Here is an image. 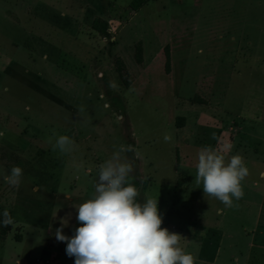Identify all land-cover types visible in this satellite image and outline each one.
Instances as JSON below:
<instances>
[{
	"label": "rangeland",
	"instance_id": "rangeland-1",
	"mask_svg": "<svg viewBox=\"0 0 264 264\" xmlns=\"http://www.w3.org/2000/svg\"><path fill=\"white\" fill-rule=\"evenodd\" d=\"M131 1L0 0V213L13 218L0 264H74L55 231L64 220V235H74L75 206L94 196L99 166L129 144L136 152L121 158L133 164L137 201L158 199L161 227L182 236L196 264H264V229H253L251 208L235 200L226 208L195 179L198 151L229 144L226 159L239 153L249 169L244 193L258 188L264 0H137L128 12ZM91 21L103 25L97 37ZM60 135L74 140L71 153L53 151ZM14 165L23 169L18 187L3 179Z\"/></svg>",
	"mask_w": 264,
	"mask_h": 264
},
{
	"label": "clouds",
	"instance_id": "clouds-1",
	"mask_svg": "<svg viewBox=\"0 0 264 264\" xmlns=\"http://www.w3.org/2000/svg\"><path fill=\"white\" fill-rule=\"evenodd\" d=\"M110 87L115 85L110 83ZM83 109H81L82 111ZM55 135V133H54ZM215 139V134H213ZM164 140L170 141L169 135ZM49 143H52L51 138ZM75 142L67 135L56 137L53 151L71 153ZM223 150L202 147L197 153L196 181L202 183L205 196L215 197L226 208L234 206L244 196L242 181L249 175L244 158L237 153L226 159ZM136 152L131 145L120 146L112 156L99 166L94 196L75 206L80 226L71 237L64 235L67 222L55 231L57 241L67 242L66 254L74 257V264H196V257L186 252L180 244L181 235L162 228L158 199L137 201L139 192L128 182L133 164L121 158L122 152ZM23 169L14 165L3 177L5 183L18 187ZM0 226L13 223L9 211L0 213ZM203 264V262H200Z\"/></svg>",
	"mask_w": 264,
	"mask_h": 264
},
{
	"label": "trees",
	"instance_id": "trees-1",
	"mask_svg": "<svg viewBox=\"0 0 264 264\" xmlns=\"http://www.w3.org/2000/svg\"><path fill=\"white\" fill-rule=\"evenodd\" d=\"M138 1L137 0H132L127 6H126V11L132 12L133 10L136 9L138 6ZM88 31L92 33L95 37H97L102 31H103V25L102 23H99L97 21H91L88 25ZM159 56H160V74L162 76L165 75L166 72V55H165V49L162 47L159 50ZM129 61L133 67L138 66L139 61H138V51L136 45H132L130 48V53H129ZM109 69L112 73V75L115 78V81L117 82L119 88L125 89L128 85V80L126 79L120 64L116 60H111L109 63ZM190 104L194 105H200L198 101L195 99H190L188 101ZM180 120L179 119H173L171 122V128L173 130L179 129L180 128ZM172 163L174 164V159L172 160ZM2 219V217H0ZM7 231V227L0 226V242L2 237ZM13 243H16L17 239L16 237H11L10 239Z\"/></svg>",
	"mask_w": 264,
	"mask_h": 264
},
{
	"label": "crops",
	"instance_id": "crops-1",
	"mask_svg": "<svg viewBox=\"0 0 264 264\" xmlns=\"http://www.w3.org/2000/svg\"><path fill=\"white\" fill-rule=\"evenodd\" d=\"M260 168L255 174V179L259 182L258 188H256L252 192L244 193L243 198L240 199L239 202L243 204V206L248 205V208H251L253 229H256V227H258V229L261 228L263 230L264 229V163L263 166ZM260 217H262V221H261L262 224L260 226H257L256 222ZM40 256L43 257L44 254L41 253Z\"/></svg>",
	"mask_w": 264,
	"mask_h": 264
},
{
	"label": "built area",
	"instance_id": "built-area-1",
	"mask_svg": "<svg viewBox=\"0 0 264 264\" xmlns=\"http://www.w3.org/2000/svg\"><path fill=\"white\" fill-rule=\"evenodd\" d=\"M30 264H35V263H30Z\"/></svg>",
	"mask_w": 264,
	"mask_h": 264
}]
</instances>
